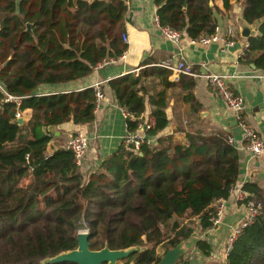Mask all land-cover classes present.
Returning <instances> with one entry per match:
<instances>
[{"label":"trees","instance_id":"16d2710c","mask_svg":"<svg viewBox=\"0 0 264 264\" xmlns=\"http://www.w3.org/2000/svg\"><path fill=\"white\" fill-rule=\"evenodd\" d=\"M215 1L154 0L161 25L192 38L213 33ZM222 1L232 8L231 0ZM243 1L244 20L260 21L248 53L264 67V0ZM127 11V0H0V58L7 59L0 67V264H76L46 260L76 249L81 229L95 250L138 247L126 264H159L167 250L192 238L177 264H197L193 247L212 254L207 236L194 234L218 225L212 221L218 200L227 201L237 183L239 155L230 134L187 131L186 142L168 135L138 150L122 142L88 177L70 148L49 151L56 138L51 125L95 120L96 92L37 94V88L82 78L103 59L121 55ZM142 79L130 73L109 81L128 113L129 132L145 120ZM8 94L24 97L22 116L32 111L22 124L16 103L5 101ZM151 103L147 136L169 124L163 93ZM243 189L242 204L258 213L224 264H264V188L254 182Z\"/></svg>","mask_w":264,"mask_h":264},{"label":"crops","instance_id":"0c3cea01","mask_svg":"<svg viewBox=\"0 0 264 264\" xmlns=\"http://www.w3.org/2000/svg\"><path fill=\"white\" fill-rule=\"evenodd\" d=\"M231 2L232 8L228 10L224 8L222 0H216L214 3L218 7L215 10L217 24L235 28L236 43L224 50L217 42L194 44L189 35L184 36L178 43L172 42L161 31L157 21L158 6L154 0H127L125 33L128 35L129 43L125 58L102 68L94 67L90 74L74 81L37 88V94H49L80 91L95 87L96 84L101 86L105 99L96 108V118L92 123L81 126L66 122L54 130L56 138L65 132L74 133L78 129L87 133L89 148L83 169L86 177L95 172L102 161L124 142L127 115L118 104L109 81L132 73L143 78L141 94L146 98V109L142 114L144 122L149 124L154 122L151 116L154 105L151 99L153 101L158 99L160 93L164 95L165 111L169 119L168 126L158 135L147 136L146 131L139 130L140 134H144L155 144L160 137L168 135L186 142L187 131L199 129L206 134L214 131L228 133L232 136V143L239 155L237 184L245 186L255 182L264 188V154L256 156L248 149V140L238 114L227 104L223 94L207 77L212 73L223 76L230 90L244 99L241 111L243 122L264 139V67L256 63V56L250 55L249 50L240 56L243 44L250 42V37L242 35V27L249 25L254 31L251 36H255L259 34L260 23L249 24L244 20L243 0L239 3L235 0ZM182 59L193 67L195 76L177 75L171 67L162 65L169 62L171 66H176ZM31 113V110L24 111L23 121L30 118ZM56 138L49 144L50 153L60 146ZM247 216V206L236 203L230 197L220 223L215 228L194 234L198 238L207 236L212 254L208 256L193 247L191 250L196 254L192 261L197 264L215 262L224 264L227 259L224 255L225 248L232 230ZM195 240L192 238L187 244H192Z\"/></svg>","mask_w":264,"mask_h":264},{"label":"built area","instance_id":"2783aa9c","mask_svg":"<svg viewBox=\"0 0 264 264\" xmlns=\"http://www.w3.org/2000/svg\"><path fill=\"white\" fill-rule=\"evenodd\" d=\"M157 21L160 24L161 31L163 35L171 40L174 43H178L184 36H187L188 33L185 30H180L171 26L161 25L159 16H157ZM123 42L128 44L129 39L128 35L126 33L122 34ZM191 42L194 44H210L213 42H217L222 46V49L227 50L235 45L236 43V33L235 28L233 26L227 25L222 26L220 24H217L214 28V31L212 34L203 35L199 38H192ZM250 49V42H245L243 46L241 47L240 56L245 55L247 51ZM128 54V48L125 49V51L118 57H107L100 61L95 67L96 68H102L110 63L117 62L118 59L125 58ZM165 67H171L174 72L178 74H187L195 76L196 73L193 70V67L186 62V60L182 59L179 61V63L175 66H171L169 62L162 64ZM207 77L213 82L218 90L223 94L224 99L226 100L227 104L236 111L238 114V117L240 118V124L244 128L246 138L248 140L247 147L248 149L256 156H260L264 154V139L260 137L255 130L248 126L245 122H243L241 117V111L244 107V99L240 96H236L228 87L226 80L223 78V76L219 74H208ZM96 92V108L99 107L102 100L105 99V94L99 84H96L95 87ZM24 97H18L8 94L5 101L6 102H15L17 105L16 110V117L18 119H22V111L20 110V105L22 103ZM125 111V110H124ZM126 115L128 116V113L125 111ZM150 124L143 122L139 125L138 129L133 132L127 131L125 137H124V143L127 146H132L136 150H138L141 145L144 142L151 143V139L147 138L144 134H140L139 130L146 131L148 128H150ZM68 148H70L73 153L76 160V163L78 165H82L84 163L88 148H89V138L85 131L82 129H78L74 132V135L71 137V139L68 142L67 145ZM247 193L244 191L242 185H234L230 189V197L233 198V200L236 203H243L246 199ZM226 200L220 198L218 200V206H217V214L212 218V221L214 224H219L221 217L223 215L224 209L226 207ZM248 209V216L247 218L241 222L238 226L233 228L228 247L225 251V256L227 257L230 248L232 247L233 242L238 237L241 230L246 227L249 223H251L255 216L258 213V210L252 206H247Z\"/></svg>","mask_w":264,"mask_h":264},{"label":"water","instance_id":"95a60500","mask_svg":"<svg viewBox=\"0 0 264 264\" xmlns=\"http://www.w3.org/2000/svg\"><path fill=\"white\" fill-rule=\"evenodd\" d=\"M260 21H257V24ZM30 28V24H28ZM254 31L249 25L242 27V35L244 37H251ZM19 123H23V119H19ZM50 131L55 130V126L49 127ZM78 247L73 250H69L60 253L54 257L46 260L47 263H62L71 262L76 264H118L120 260L129 257L132 253L138 250V247H131L128 249H111L105 246L102 249H92L89 241L88 231H79L77 235ZM191 239L182 240L177 246L167 250V252L161 257L159 264H177L180 257L187 253L188 248L186 246Z\"/></svg>","mask_w":264,"mask_h":264},{"label":"rangeland","instance_id":"374dc122","mask_svg":"<svg viewBox=\"0 0 264 264\" xmlns=\"http://www.w3.org/2000/svg\"><path fill=\"white\" fill-rule=\"evenodd\" d=\"M7 61L6 58L2 57L0 58V67ZM74 135V133H69V132H65V134H61L59 136V138H56V142L57 144L61 145V146H67L68 145V142L69 140L71 139V137ZM85 161V160H84ZM85 164V163H84ZM83 230H86V229H81L80 231H83ZM198 233V232H196ZM194 242H192L193 244ZM189 247H191V244H189ZM188 248V247H187ZM225 251H226V248H225ZM225 255V253H224ZM118 264H126L124 260H120L118 262Z\"/></svg>","mask_w":264,"mask_h":264}]
</instances>
